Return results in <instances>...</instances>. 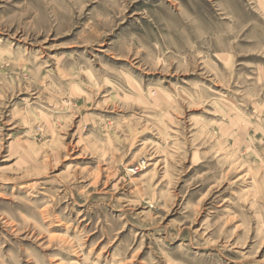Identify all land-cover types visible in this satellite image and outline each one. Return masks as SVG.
Returning <instances> with one entry per match:
<instances>
[{
	"label": "rangeland",
	"instance_id": "rangeland-1",
	"mask_svg": "<svg viewBox=\"0 0 264 264\" xmlns=\"http://www.w3.org/2000/svg\"><path fill=\"white\" fill-rule=\"evenodd\" d=\"M0 264H264V0H0Z\"/></svg>",
	"mask_w": 264,
	"mask_h": 264
}]
</instances>
